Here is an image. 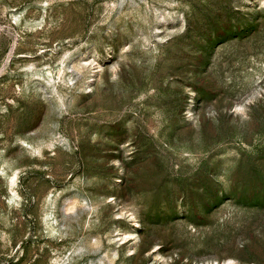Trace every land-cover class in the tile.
Returning <instances> with one entry per match:
<instances>
[{"label":"rangeland","instance_id":"1","mask_svg":"<svg viewBox=\"0 0 264 264\" xmlns=\"http://www.w3.org/2000/svg\"><path fill=\"white\" fill-rule=\"evenodd\" d=\"M0 264H264V0H0Z\"/></svg>","mask_w":264,"mask_h":264}]
</instances>
